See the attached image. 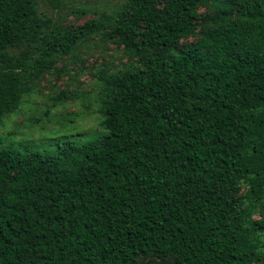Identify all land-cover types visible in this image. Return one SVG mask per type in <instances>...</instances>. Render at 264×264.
I'll return each mask as SVG.
<instances>
[{
    "label": "trees",
    "instance_id": "obj_1",
    "mask_svg": "<svg viewBox=\"0 0 264 264\" xmlns=\"http://www.w3.org/2000/svg\"><path fill=\"white\" fill-rule=\"evenodd\" d=\"M99 35L135 59L100 77L102 131L0 147V264H264V0H128L75 28L0 0V120Z\"/></svg>",
    "mask_w": 264,
    "mask_h": 264
},
{
    "label": "rangeland",
    "instance_id": "obj_2",
    "mask_svg": "<svg viewBox=\"0 0 264 264\" xmlns=\"http://www.w3.org/2000/svg\"><path fill=\"white\" fill-rule=\"evenodd\" d=\"M127 1L62 0V6L56 7L49 0H38V10L43 17L75 28L104 13L115 14ZM199 13L198 22H203L214 11L211 6H200ZM199 39V36L184 39L180 46ZM134 61L123 46L100 35L91 36L73 54L57 61L51 72L24 97L17 112L0 120V147L49 151L58 140L84 141L100 133L101 110L106 99L100 77L107 72L126 74ZM247 189L244 185L241 194Z\"/></svg>",
    "mask_w": 264,
    "mask_h": 264
}]
</instances>
